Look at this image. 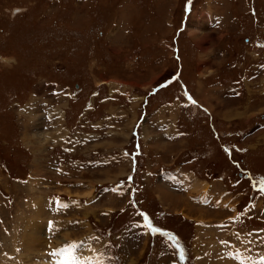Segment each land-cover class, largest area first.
<instances>
[{
	"label": "rangeland",
	"instance_id": "1",
	"mask_svg": "<svg viewBox=\"0 0 264 264\" xmlns=\"http://www.w3.org/2000/svg\"><path fill=\"white\" fill-rule=\"evenodd\" d=\"M61 259L264 264V0H0V264Z\"/></svg>",
	"mask_w": 264,
	"mask_h": 264
},
{
	"label": "bare ground",
	"instance_id": "2",
	"mask_svg": "<svg viewBox=\"0 0 264 264\" xmlns=\"http://www.w3.org/2000/svg\"><path fill=\"white\" fill-rule=\"evenodd\" d=\"M61 257H64V254L63 253H61ZM65 258V257H64ZM50 261H48L47 263H49ZM52 262H54V261H51L50 263H52ZM46 262H44V264H45ZM55 264H69V262L66 260V259H61V260H59V261H57V262H55Z\"/></svg>",
	"mask_w": 264,
	"mask_h": 264
},
{
	"label": "snow or ice",
	"instance_id": "3",
	"mask_svg": "<svg viewBox=\"0 0 264 264\" xmlns=\"http://www.w3.org/2000/svg\"><path fill=\"white\" fill-rule=\"evenodd\" d=\"M194 103H195V101H194ZM53 254H55V253H53Z\"/></svg>",
	"mask_w": 264,
	"mask_h": 264
}]
</instances>
